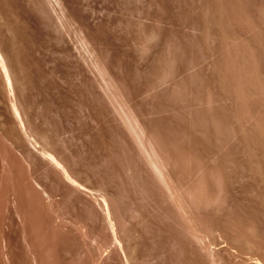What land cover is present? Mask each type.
<instances>
[{"label":"rangeland","instance_id":"1","mask_svg":"<svg viewBox=\"0 0 264 264\" xmlns=\"http://www.w3.org/2000/svg\"><path fill=\"white\" fill-rule=\"evenodd\" d=\"M0 264H264V0H0Z\"/></svg>","mask_w":264,"mask_h":264},{"label":"bare ground","instance_id":"2","mask_svg":"<svg viewBox=\"0 0 264 264\" xmlns=\"http://www.w3.org/2000/svg\"><path fill=\"white\" fill-rule=\"evenodd\" d=\"M0 62H1V64H2V66H3V68H4V70H5V73H6V76L8 77V82L10 83L11 81V77H10V75L8 74L9 72H8V69L6 68V66H5V60H4V58L2 57V55L0 54ZM10 77V78H9ZM10 79V80H9Z\"/></svg>","mask_w":264,"mask_h":264}]
</instances>
